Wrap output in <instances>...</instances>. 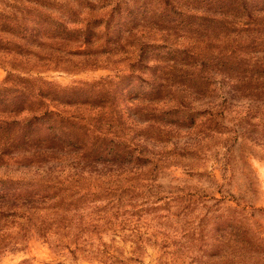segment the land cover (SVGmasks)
Here are the masks:
<instances>
[{
    "label": "trees",
    "instance_id": "16d2710c",
    "mask_svg": "<svg viewBox=\"0 0 264 264\" xmlns=\"http://www.w3.org/2000/svg\"><path fill=\"white\" fill-rule=\"evenodd\" d=\"M138 11L143 15L135 22ZM176 28L192 34L191 43L200 51L196 61L198 76H203L204 68L209 69L205 77L208 81L203 80L201 86L210 92L209 108L196 116L188 114L183 120L197 128L196 134H203L192 148H202L207 131L222 133L217 126H224L226 109L232 107L239 108V120L247 129L236 132L243 144L251 126L264 134V0H0V48L12 50L23 59L9 62L10 69L0 83V166L5 156L13 158L32 148H44L40 150L44 153L55 141L75 155L81 150L91 152L87 158L79 156L83 157L79 170L75 167L80 161L67 157L37 174V179L0 172V226L11 228L17 222L43 218L49 212L66 216L68 208L57 205L70 199L69 203L82 204L83 213L78 219L82 231L114 228L116 220L121 229L128 222L130 234L139 240L146 236L143 230L155 221L153 233L163 235L162 243L171 238L173 242L180 241L179 245L196 249L178 256L186 264L197 260L206 264H264L254 261L260 245L264 247V236L244 223L247 211L251 216L264 215V208L254 204L240 207L237 201L235 206H223L227 197L224 194L217 198L183 188L165 191L155 183L158 175L153 171L170 162L164 157L149 156L136 131L154 123L134 120L124 100L111 102L104 110H97L89 102L85 106L91 107L93 115L76 130L86 129L91 137L80 139L69 127L74 128L77 119H84L75 113L82 103L65 96L68 89L40 75H23L47 69L77 72L92 63L96 65L99 55L108 54L118 55L112 63L124 77L137 75L142 69L154 70L163 66L148 57L150 48L165 46L170 54H185L186 45L163 43L164 36L175 34ZM33 45L35 48H31ZM222 65L228 68V76L224 72L217 74ZM157 81L153 86L156 89L160 85L184 89L183 84L169 82L168 78L167 83ZM105 93L103 88L98 89L91 101H111ZM53 97H61L76 108L67 111L55 104L50 108ZM136 100L128 98L131 105ZM156 127L162 129L159 122ZM13 128L16 133L11 135ZM102 151L112 158L102 165L105 170L94 168ZM233 153L234 149L228 147L215 159L222 160L227 169ZM42 155L40 165H50L48 157ZM181 159L183 165H196L198 161ZM150 165L154 170L144 172ZM97 201L101 205H96ZM95 211L102 213L94 216ZM131 215L138 218L134 220ZM136 245L141 248L139 243ZM131 260L139 262L138 256Z\"/></svg>",
    "mask_w": 264,
    "mask_h": 264
},
{
    "label": "rangeland",
    "instance_id": "374dc122",
    "mask_svg": "<svg viewBox=\"0 0 264 264\" xmlns=\"http://www.w3.org/2000/svg\"><path fill=\"white\" fill-rule=\"evenodd\" d=\"M122 1L129 2V0ZM138 13V16L135 15L133 18L135 22L136 18H141L143 15L139 11ZM176 29L178 30V28ZM4 36L6 37L7 34ZM164 38L163 43L167 45H186L185 54L179 51L170 54L165 46L152 47L147 54L148 57L153 58L152 62L159 61L163 67H156L154 70L142 69L138 71L137 75L129 77L121 75L118 71L119 67L115 68L112 63L118 57L115 54L99 55L96 65L92 63L88 68L77 72L47 69L23 75H40L65 87L68 89L64 93L65 96L72 97L71 99H75L74 102L82 103L81 109H75V113L83 116L84 119H77V123L73 124L74 128L69 127L71 131L78 133L76 136L80 139H90L91 137L86 129L76 130L78 126H84V123L93 115L91 107L85 106L89 102L94 103L97 110H104L111 102L124 100L125 104L130 105L128 112L134 116V120L142 119L144 122L154 123L138 127L136 131L139 133L140 144L144 146L149 156L164 157V160L167 159L170 162L169 165L159 166L155 170L152 165L144 170L150 174V169H153V172L158 175L155 183L161 184L165 191L183 188L186 191H195L200 196L207 193L217 198H221L224 194L227 197L224 204L221 203L223 206L225 204L235 206L237 201L240 207L254 204L256 207L264 208V134L256 130L258 127L251 126L248 129L251 132L243 144L239 133L236 132L243 131L246 126L239 120V108L232 107L226 109L225 113L224 126L227 129L219 125L217 128H221V134L207 131L201 141L202 148L200 150L193 149L192 146L199 137H203V134L200 136L196 134L197 128L190 127L188 121L183 122V120L188 114L196 116L204 108H209L210 92L201 87L203 80L208 81L205 77L208 76L209 69L204 68L203 76H198L196 61L200 51L195 44L191 43L192 34H184L178 30L175 34L172 33ZM33 47L34 45L31 46V48ZM27 58L37 59L32 56ZM18 60L23 59L12 50L0 48V83L4 80L7 70L10 69L9 62H18ZM227 71L228 68L222 65L217 68L216 72L217 74L224 72L223 74L228 76ZM186 74L188 75L184 77ZM175 75H177L176 78ZM167 78L169 82L183 84L184 89H179L174 85L165 87L160 85L157 89L153 87L158 83L157 80L167 83ZM101 88L104 93L106 92L105 98H110L111 101L97 104L98 101H91V99ZM130 97L137 98L132 105L131 102H128ZM69 103L61 97L58 99L53 97L49 105L50 108H53L51 106L55 104L60 109L74 110L76 107H70ZM62 104L66 107L62 108ZM166 111L168 114L165 113ZM251 114L249 112L248 116ZM170 117L174 119L171 121ZM147 118L150 119L147 120ZM130 121L132 122L131 118ZM158 122L162 129L156 127ZM251 123H255V120L252 119ZM43 128L47 131L45 126ZM12 130L11 135L16 133L14 128ZM24 130L25 128H22V131ZM245 130L247 131V129ZM38 138L40 140L41 137L38 135L37 140ZM61 145L55 141L50 146L51 149L46 152L42 151L44 153L40 151L44 148H40V150L32 148L29 152L19 153L13 158L5 156L4 162L0 166V172L27 174L25 176L37 179L39 177L37 174H41L46 168L57 164L60 161L59 158L70 157L73 162L80 161L75 167L76 170H79L83 164L81 163L83 157L79 158V156L87 158L91 154L89 151L81 150L78 155H75ZM228 147L234 149V153L233 157L228 160V167L225 169L222 160L215 158L221 157ZM42 154L48 157L50 165L43 167L40 165L43 160ZM181 158L191 161L198 159V161L196 165H183V161H179L182 160ZM95 160L97 162H95L94 168L105 170L102 165L111 161L112 158L106 151H102ZM190 172L198 174L190 175ZM64 184L68 185L69 182L66 181ZM19 187L20 185L15 188ZM32 201L36 202L34 199ZM69 202L70 199H65L57 205V207L68 208L66 216L59 217L57 214L49 212L43 218H31L32 220L28 222L23 220L15 223L11 228L0 226V264H186V260L182 261V257L178 256L186 254L187 251L194 252L196 250L189 245L187 247L179 245L180 241L173 242L171 238H167L162 243L163 235L153 233L156 228L155 221H152L151 226L143 230L146 236L139 237V240L130 234V229L127 228L128 222H126L125 228L121 229L116 220L114 228L96 227L94 231H82L81 223L78 220L81 212L83 213L82 204ZM100 202L96 205H101ZM246 208L248 209V207ZM98 213L102 212L95 211L93 214L96 216ZM132 217L134 220L138 218L137 215H131ZM244 223L250 224L257 234L264 236V215L251 216L247 211ZM175 224L173 222L172 226ZM138 228L141 230V225ZM167 228H170V223ZM147 237L149 239H146ZM136 243L141 245L140 249L136 248ZM162 244L166 245L165 248L161 247ZM259 251L260 253L256 255L254 261L262 263L264 262V247L262 245H260ZM134 256H138L139 262L131 260ZM194 264L206 263L204 260H197ZM207 264L216 263L212 261Z\"/></svg>",
    "mask_w": 264,
    "mask_h": 264
}]
</instances>
